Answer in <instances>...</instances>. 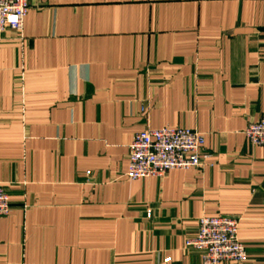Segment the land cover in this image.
I'll return each mask as SVG.
<instances>
[{
	"label": "crops",
	"instance_id": "1",
	"mask_svg": "<svg viewBox=\"0 0 264 264\" xmlns=\"http://www.w3.org/2000/svg\"><path fill=\"white\" fill-rule=\"evenodd\" d=\"M28 1L0 42V264H202L186 240L218 215L248 253L220 264H264V0ZM163 127L203 165L128 180Z\"/></svg>",
	"mask_w": 264,
	"mask_h": 264
},
{
	"label": "built area",
	"instance_id": "2",
	"mask_svg": "<svg viewBox=\"0 0 264 264\" xmlns=\"http://www.w3.org/2000/svg\"><path fill=\"white\" fill-rule=\"evenodd\" d=\"M28 0H0V42L7 30L23 38ZM249 141L264 150V116L250 122L245 130ZM205 137L200 132L182 127L146 129L137 133L129 146L128 180L164 177L171 170L200 168ZM11 209L9 195L0 184V217ZM149 216V214H148ZM239 222L227 216H204L199 220L196 236L186 246L201 253L202 264L221 262L244 263L248 259L245 245L238 237ZM165 262L170 261L166 258Z\"/></svg>",
	"mask_w": 264,
	"mask_h": 264
}]
</instances>
